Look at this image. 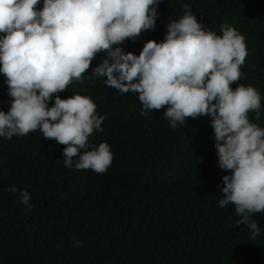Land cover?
Listing matches in <instances>:
<instances>
[{
  "label": "trees",
  "instance_id": "16d2710c",
  "mask_svg": "<svg viewBox=\"0 0 264 264\" xmlns=\"http://www.w3.org/2000/svg\"><path fill=\"white\" fill-rule=\"evenodd\" d=\"M185 4L205 28L222 35L228 24L244 36L248 54L230 87L251 85L260 93L259 117L249 112L248 118L264 128V0H162L154 29L120 47L138 54L146 41L163 40ZM240 21L248 27L239 28ZM104 58L98 53L84 74L91 93L73 81L58 95L88 96L105 117L103 138L95 130L89 137L94 147L110 146L105 172L65 167V145L39 129L0 137V264H264V212L250 217L260 228L253 240L246 225L236 226L234 206L219 205L228 172L218 167L210 118L188 117L172 128L163 114L167 106L144 111L137 93H120L89 76ZM3 94L8 86L0 74ZM13 186L18 192L9 191ZM20 190L31 194L30 209ZM37 221L40 229L26 227Z\"/></svg>",
  "mask_w": 264,
  "mask_h": 264
},
{
  "label": "clouds",
  "instance_id": "9594fccd",
  "mask_svg": "<svg viewBox=\"0 0 264 264\" xmlns=\"http://www.w3.org/2000/svg\"><path fill=\"white\" fill-rule=\"evenodd\" d=\"M161 2L0 0V74L8 86V95L0 96V137L39 129L44 138L65 145V167L105 172L113 159L109 144L89 142L94 130L103 138L98 131L105 117L97 115L88 96L58 95L73 81L82 82L92 60L104 52L89 76L104 78L120 93H137L144 111L167 106L163 114L172 128L188 117L210 118L217 164L228 172L219 205L231 203L239 217L236 226L246 225L254 240L260 228L250 217L264 212V128L251 123L248 113L259 117L261 95L251 85L230 87L241 78L245 38L228 24L221 26L222 35L205 28L185 4L184 14L166 25L163 40L146 41L138 54L125 52L120 45L126 39L154 29ZM82 85L91 93L87 81ZM3 164L0 156V172ZM9 191L18 192L14 186ZM20 196L30 209L31 194L20 190Z\"/></svg>",
  "mask_w": 264,
  "mask_h": 264
}]
</instances>
